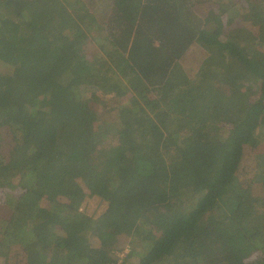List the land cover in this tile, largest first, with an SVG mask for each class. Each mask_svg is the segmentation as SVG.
I'll return each mask as SVG.
<instances>
[{
    "label": "trees",
    "instance_id": "16d2710c",
    "mask_svg": "<svg viewBox=\"0 0 264 264\" xmlns=\"http://www.w3.org/2000/svg\"><path fill=\"white\" fill-rule=\"evenodd\" d=\"M251 2L0 0V258L264 264ZM102 96L114 105L99 113ZM85 192L107 204L97 218L79 211Z\"/></svg>",
    "mask_w": 264,
    "mask_h": 264
},
{
    "label": "rangeland",
    "instance_id": "374dc122",
    "mask_svg": "<svg viewBox=\"0 0 264 264\" xmlns=\"http://www.w3.org/2000/svg\"><path fill=\"white\" fill-rule=\"evenodd\" d=\"M250 1H252L251 3L255 4L261 12L264 11V0H250ZM204 9L209 10V7L204 5V6H202V11ZM249 19H250V15H249ZM203 56H204L203 51L201 49H199L196 46H192V48L189 49L186 57L181 60V65L185 70L191 72V73H189V75H192V73L194 72L193 70H196L198 68L200 61L202 60ZM243 90L249 92V89L246 86ZM251 94H252V91L250 90V95ZM100 101L101 102L98 103L99 105H96V107H95V109H97L99 113H102V112H105L106 110H108L110 107V103H112L114 105V100H111V98L108 96L107 97L102 96V98H100ZM248 155H247V157L249 159ZM97 156L98 157H96V158L98 159L99 155H97ZM251 156H252L251 158H253L254 155H251ZM254 159L256 160L255 156H254ZM85 193H86V196L84 198L83 204H82L81 208L79 209V211L86 216L97 218L98 216H100L101 214H103L105 212L107 204H106V202L102 201L99 196L91 195L89 192H85ZM2 211H3V207L0 206V216L7 217L6 207H5L4 211L3 212ZM128 241H129L128 237H123V239H121L119 241L120 245L121 244L124 245L123 251H120L118 253V256L120 258L123 256V259H124L125 256L128 253H130V247L128 245ZM137 263H138V257L129 258L128 262H127V264H137ZM0 264H25V261H22L21 258L17 259V260L16 259L5 260L3 258H0Z\"/></svg>",
    "mask_w": 264,
    "mask_h": 264
},
{
    "label": "built area",
    "instance_id": "2783aa9c",
    "mask_svg": "<svg viewBox=\"0 0 264 264\" xmlns=\"http://www.w3.org/2000/svg\"><path fill=\"white\" fill-rule=\"evenodd\" d=\"M123 258V256L121 257V259ZM120 263V261L118 262V264Z\"/></svg>",
    "mask_w": 264,
    "mask_h": 264
}]
</instances>
